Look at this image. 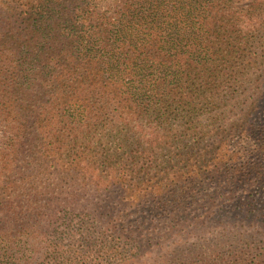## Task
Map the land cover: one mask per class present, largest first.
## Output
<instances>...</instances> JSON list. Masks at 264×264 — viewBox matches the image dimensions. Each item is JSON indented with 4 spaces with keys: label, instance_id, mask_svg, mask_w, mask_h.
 <instances>
[{
    "label": "trees",
    "instance_id": "obj_1",
    "mask_svg": "<svg viewBox=\"0 0 264 264\" xmlns=\"http://www.w3.org/2000/svg\"><path fill=\"white\" fill-rule=\"evenodd\" d=\"M0 125V264H264V0L1 3Z\"/></svg>",
    "mask_w": 264,
    "mask_h": 264
},
{
    "label": "rangeland",
    "instance_id": "obj_2",
    "mask_svg": "<svg viewBox=\"0 0 264 264\" xmlns=\"http://www.w3.org/2000/svg\"><path fill=\"white\" fill-rule=\"evenodd\" d=\"M6 1H12V0H0V4L2 3H5ZM1 133H2V128H1V125H0V137H1ZM4 146V142L2 141V139H0V150L3 148ZM49 235V234H47ZM51 236H47V238L49 239H52L50 238ZM70 239L67 238V240L65 241H62L63 245H69L70 244ZM46 242H40V241H36V242H32V248L29 252L26 253V257L24 258V261L25 263H23V261L20 263V264H46L47 261H46V254L40 259H38L39 255H41L44 251H45V248H44V245ZM48 243V242H47ZM81 258V262L82 264L84 263V257H80ZM95 256H93L91 258L94 259Z\"/></svg>",
    "mask_w": 264,
    "mask_h": 264
}]
</instances>
